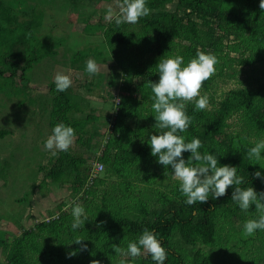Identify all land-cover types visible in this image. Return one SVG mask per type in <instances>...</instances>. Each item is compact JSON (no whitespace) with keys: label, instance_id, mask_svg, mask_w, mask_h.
<instances>
[{"label":"trees","instance_id":"trees-1","mask_svg":"<svg viewBox=\"0 0 264 264\" xmlns=\"http://www.w3.org/2000/svg\"><path fill=\"white\" fill-rule=\"evenodd\" d=\"M169 1H176L180 10L168 9L166 5ZM147 2L151 11L149 15L134 23L137 25V32H132L129 22L116 24L111 21L107 27L109 32H118L117 38L123 50L128 51V56L127 63L124 64L125 76L120 84L122 93L120 96L115 94L110 100L114 117L109 122L110 132L108 131L101 149L98 139L95 142L93 140L98 137L97 130L104 122H98L97 116L92 112L84 117H76V113L82 112V106L70 90L57 91L53 82L49 86L50 91H54L49 95L50 100L41 99L36 94L27 95V101L30 103L35 99L40 101L37 104V109H40L38 114H44L42 119L47 121L50 132L57 122L71 124L83 146L95 148L97 152L100 150L96 158L105 165L103 175L106 177L100 178V171L90 174L92 167L88 163L85 165L86 156L72 153L70 149L60 150L58 155L49 154L45 162L39 165L43 177L37 186H42L47 180L67 184L66 186L76 193L77 200L82 198L85 201L83 205L87 214L93 209L91 205L95 206L92 199L96 198H92L91 194H95L93 187L105 184L104 179L113 177L123 181L121 192L115 196L108 192L101 193V207L98 213L92 217L88 216V220L78 227L77 231L71 228L73 217L66 212L65 204L60 203L55 212L49 210L48 217L41 222L30 228H22L10 242L4 238L5 234L0 235V247L6 246V242L9 244L6 257L0 264H94L91 262L93 260H99L101 264H117L121 254L115 251L116 246L126 247L128 240L137 238L145 227L155 230L166 248L168 255L164 264H211V251L215 253L216 258H224L228 249L235 248L231 244L228 245V242L233 240L227 238L223 251L221 238L218 236L220 232L217 231L219 217L234 216L241 210L231 201L232 186L218 198L210 196L207 201L188 204L178 187L179 182L173 184L170 180L171 168L157 162L156 157L151 154L147 139L149 133L158 129L154 127L156 120L151 108L152 91L149 81L158 80L159 73L156 72L155 65L160 56L171 54L176 41L186 42L180 45L181 53L179 50L185 57V62L196 54L198 48L211 51L217 58H221L224 57L223 49L217 44L226 38L228 42L232 41L233 45H237L243 39L246 28H249L251 47L248 48L246 57L237 59L238 63L249 65L263 61L260 50L264 49V8L260 7V0ZM21 5V0H0V18L5 17L8 24L10 23L9 27L0 29L9 33L6 42H0V66L6 67L4 70L0 69V90L10 81L11 89L6 91L7 96L25 95L20 91V87L12 89L13 78L19 71L20 76L27 78L25 73L32 68L33 63H39L42 59L56 54L54 44L40 43L36 35L35 29L40 24L43 12H37L25 25V21L18 22L17 15L12 12V7L19 8ZM87 21L91 23V17L87 18ZM17 28L20 33L14 34L13 31ZM199 29L209 32L212 37L206 38ZM16 41L23 45L32 41L26 55L20 49L12 52L10 45H15ZM147 48L150 50L145 55ZM176 53L178 52L172 55ZM81 54L83 57L88 54L99 57L102 51L98 47L84 48ZM127 73L130 76L127 77ZM208 82V79L203 81L201 87L208 86ZM263 89L264 83L255 89L232 90L229 96L219 101L218 109L212 114L203 113L202 109L198 110L194 103L187 101L188 114L192 120L189 128L181 133L187 140L198 136L203 142L200 150L216 152L220 163L237 165L238 174L244 177L242 186L251 183L258 191L264 190V182L252 173L254 169H260L261 172H264V169L248 157L247 152L252 145L243 144L240 148L233 146L226 138L223 128L224 117L243 108L251 112L256 128L264 131V106L254 108V101ZM19 102L23 103L24 99ZM68 112H72L70 118L66 117ZM86 124L87 128L84 130ZM1 131L0 139L7 133V130ZM183 155L187 158L190 150L184 151ZM6 169L7 165L2 167L1 171ZM132 181H141L142 188L149 190L153 195L148 200H141L135 208L129 209L127 205L124 204V207L122 202L114 200L119 199L120 195L130 196L131 193H136L135 188L141 186H135L137 183ZM75 182L78 185L74 187L72 185ZM28 195L29 192H25L22 197L16 198V201L26 202ZM255 209V205H252L245 211L252 212ZM259 231L260 229L256 230ZM77 237L85 238L83 243H87L88 247L82 248L79 243L73 241ZM247 241L243 240V243L247 244ZM244 244L238 247L248 249ZM255 247L256 254L251 258H247L245 251L234 252L233 258L237 264H264L263 238ZM207 248L208 251L205 250ZM129 259H134L135 264H156L148 252Z\"/></svg>","mask_w":264,"mask_h":264},{"label":"rangeland","instance_id":"rangeland-1","mask_svg":"<svg viewBox=\"0 0 264 264\" xmlns=\"http://www.w3.org/2000/svg\"><path fill=\"white\" fill-rule=\"evenodd\" d=\"M21 2L23 5L19 8L12 7V12L18 17L17 21H25L26 25V22L31 21L37 12L42 11L43 17L35 29L37 30L36 35L40 43L54 44L56 54L53 57L42 59L39 63H33L32 68L25 73L27 78L20 76V71L13 78L14 87L12 89L20 87V91L26 96L21 94L7 96L6 91L11 89L10 81H7L8 85H3L2 90H0V134L1 130H7V133L0 139V235L5 234L4 238L7 242H10L22 228L33 227L48 217L49 210L55 212L60 203L65 204L66 212L71 217H73L72 205L75 201L85 204L82 198L76 199V193L70 190L66 186L67 184L62 185L47 180L42 183V186H37L43 177L42 171H39V165L45 162L47 155L45 153L39 157V153L45 152V150L36 148L34 151L32 145L48 132V127L45 118L42 119L44 114L39 116L28 112L32 106L37 107L40 101L35 99L33 103H30L27 101V95L36 94L41 99H49V95L54 92L50 91L49 86L54 82L55 74L58 71L69 74L73 83L68 90L80 92L86 99H93L90 108L94 109L82 107V112L76 113L75 116L84 117L91 112L102 116L101 121L104 124L97 130L98 137L93 140L95 142L98 139L101 149L107 133L110 132L109 122L114 117L110 100L115 94L120 96L122 93L120 84L125 76L124 64L127 63L128 56V51L123 50L124 48L117 38L118 32L114 34L109 32L107 28L110 22L114 20L106 19L105 14L109 5L118 11L117 0H21ZM166 7L171 10H180L176 1H169ZM25 11L26 13H24ZM90 17L91 23L87 21V18ZM9 24L5 17L0 18V29L9 27ZM129 28L132 32L138 31L137 25L134 23H131ZM199 32L206 38L212 37V34L205 30L199 29ZM13 33L19 34L20 29L17 28ZM248 33L249 28H246L243 39L237 45H233L232 41L228 42L226 38L217 44L223 49L224 57L217 58L216 71L208 78V86L200 89L201 94H206L209 98L208 106L202 109L203 113H214L218 109L219 101L229 96L232 90L255 89L264 83V60L249 65H241L237 61L239 57H246L247 50L251 47ZM8 35L9 33L0 30V42L5 43ZM183 43L186 44L183 40L176 41L169 55L176 51L179 53V50L182 49L180 45H184ZM31 44L32 41L26 42L24 45L16 41L15 45H10V47L12 52L20 49L26 55ZM94 47L100 48L101 56L94 57L92 54L82 56L81 53H83L84 48L91 49ZM149 50L150 48L145 50V55L148 54ZM89 57H94L98 62V71L95 74L86 71V61ZM260 57L264 58V49L260 50ZM5 68L3 65L0 66L1 70ZM5 75L7 74L5 73ZM126 76H130V74L127 73ZM127 77L126 79L129 80ZM20 99H24V102L20 103ZM191 102L195 104V98ZM255 106H264V89L254 101V108ZM71 113L68 112L66 117L70 118ZM224 123L223 131L226 138L235 147L240 148L243 144L253 146L257 139L264 138V131L256 128L251 118V112L243 108L228 113L224 117ZM86 128L87 124L84 125V130ZM75 141L69 149L72 153L80 152V155L86 156L85 165L88 163L93 168L96 162H100L96 158L100 150L97 152L95 148L90 149L88 146H82ZM51 152L52 150H49L47 154ZM250 160L264 169L261 167L264 166V159L260 161ZM6 165L8 170L1 171L2 167H6ZM104 171L105 165L103 164L102 170L98 173L100 178L104 176ZM170 180L173 184L179 182L173 175ZM104 182L106 183L93 187L95 194L94 192L91 194L93 195L92 198L95 197L96 199H92L95 206L91 205L93 209L87 214L89 217L98 213V209L101 207L99 204L101 193L108 192L114 196L118 195L122 189L121 185L124 184L123 181L113 177L104 179ZM132 182L137 183L135 186H141L135 188L136 193H131L130 196L120 195L119 199L114 200L115 202H122L123 206L125 204L129 209L135 208V205L141 200H148L153 195L149 190L142 188L141 181ZM77 185L78 183L75 182L72 186ZM25 192H29L27 201L17 202L16 198L22 197ZM258 215L257 209L252 212L241 209L234 216L218 218L217 231L221 233L218 236L221 238L222 250L225 251L224 246L227 238L233 240V242L230 241L231 243L228 242V245L231 244L235 248L228 249L224 258H216L215 253L211 251V264H237L233 258L234 252L245 251L247 258L256 254L255 246L260 244L261 238L264 240V229H260L259 232L255 231L253 234H246L243 230V224L248 218H254ZM243 240H248V243L244 244ZM7 242L6 246L0 247V263L6 257L5 253L9 247ZM242 244L247 245L249 250L245 247H238ZM3 249L6 251L4 252ZM205 250L208 251L209 249Z\"/></svg>","mask_w":264,"mask_h":264},{"label":"clouds","instance_id":"clouds-1","mask_svg":"<svg viewBox=\"0 0 264 264\" xmlns=\"http://www.w3.org/2000/svg\"><path fill=\"white\" fill-rule=\"evenodd\" d=\"M117 5L118 11L109 5L105 14L106 19L114 20L116 24L136 23L151 11L147 0H117ZM260 7L264 8V0H260ZM216 63V55L203 48H198L187 62L180 53L159 57L155 65L159 78L155 82L149 81L152 91L151 108L156 120L154 127L158 131L149 133L147 143L157 162L170 167L171 174L179 180L178 187L186 203L207 201L210 196L218 198L232 186L231 201L239 208L248 210L255 205L259 215L248 218L243 224L244 232L253 234L258 229H264V190L258 191L251 183L242 186L244 177L238 174L237 165L220 163L216 152L200 150L203 142L198 136L187 140L181 134L189 128L192 120L186 102L195 98L197 109H204L209 104L208 96L201 94L200 89L202 82L215 73ZM86 71L90 74L98 71V62L94 57L87 59ZM54 82L60 92L67 90L73 83L71 76L61 71L55 74ZM75 136L76 130L71 124L57 122L44 142L45 148L52 150V155H58V151L69 149ZM186 150H190L187 158L183 155ZM247 155L256 161L264 159V138L257 139L248 149ZM252 175L264 182V172L260 169H254ZM72 216L71 228L76 231L88 220L86 209L79 202L73 203ZM84 239L77 237L73 241L82 248H87V243H83ZM115 251L121 254L117 264H135L134 259L129 258L139 257L145 251L150 253L156 264H164L168 255L155 230L147 227L137 238L128 240L126 247L117 245ZM91 262L101 264L99 260Z\"/></svg>","mask_w":264,"mask_h":264},{"label":"crops","instance_id":"crops-1","mask_svg":"<svg viewBox=\"0 0 264 264\" xmlns=\"http://www.w3.org/2000/svg\"><path fill=\"white\" fill-rule=\"evenodd\" d=\"M70 91H71V93H72V96L74 97V98H76V99H78L80 102H81V106L83 107V108H89V109H94V108H90V104L92 103V101L91 100H93V99H86L85 98V96L83 95V94H81L80 92H77V91H73V90H71L70 89ZM90 98V97H89ZM36 109V110H35ZM30 110L31 111H28V112H32V111H34L33 112V114L34 115H39L38 113L40 112V109H37V107H35V106H32L31 108H30ZM25 112H27L26 110H25ZM78 113H80V112H78ZM93 114H95L96 116H97V121L99 122V121H101V119H102V116H100V115H98L97 113H94V112H92ZM94 120V119H93ZM36 124V123H35ZM34 124V125H35ZM88 126H90V124H88ZM48 132H46L45 133V135H43V137L40 139V140H38V141H35V143H33V145H32V147H33V150L35 151V149L36 148H42V151H44L45 150V152H40L39 153V157L40 156H42L43 154H45V155H49V154H51L52 155V152L51 153H49V154H47L48 152H49V150L48 149H46L45 148V144H44V142H45V140L47 139V137H48V135L50 134V130L48 129L47 130ZM76 140V141H75ZM74 141L75 142H77V143H79V144H81L82 145V143H81V141L78 139V137H77V135L75 136V138H74ZM83 146V145H82ZM85 146V145H84ZM86 147V146H85ZM80 152H77V153H75V154H79ZM83 157H85V156H83Z\"/></svg>","mask_w":264,"mask_h":264},{"label":"built area","instance_id":"built-area-1","mask_svg":"<svg viewBox=\"0 0 264 264\" xmlns=\"http://www.w3.org/2000/svg\"><path fill=\"white\" fill-rule=\"evenodd\" d=\"M117 102H118V99H116V103ZM102 168H103V164L101 162H96L94 164V167L92 168L90 174L93 175L94 173L101 171Z\"/></svg>","mask_w":264,"mask_h":264}]
</instances>
